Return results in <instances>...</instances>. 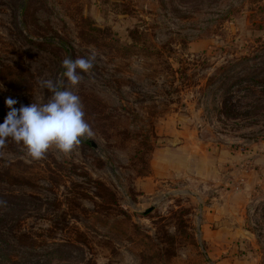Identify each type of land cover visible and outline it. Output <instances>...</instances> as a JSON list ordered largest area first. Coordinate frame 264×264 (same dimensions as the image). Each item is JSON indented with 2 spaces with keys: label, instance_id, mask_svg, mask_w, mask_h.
I'll list each match as a JSON object with an SVG mask.
<instances>
[{
  "label": "rangeland",
  "instance_id": "374dc122",
  "mask_svg": "<svg viewBox=\"0 0 264 264\" xmlns=\"http://www.w3.org/2000/svg\"><path fill=\"white\" fill-rule=\"evenodd\" d=\"M61 78L94 135L0 148V264H264V0H0V123Z\"/></svg>",
  "mask_w": 264,
  "mask_h": 264
},
{
  "label": "clouds",
  "instance_id": "9594fccd",
  "mask_svg": "<svg viewBox=\"0 0 264 264\" xmlns=\"http://www.w3.org/2000/svg\"><path fill=\"white\" fill-rule=\"evenodd\" d=\"M95 59V53L87 58H65L62 61V77L75 88L83 79L82 73H88L94 67ZM63 78L42 81V86L52 93L46 103H31L16 108L14 105L18 101L6 98L9 111L0 123V148L11 139L22 145L28 157L38 161L53 148L68 156L81 145L83 138L93 137V130L84 119L80 97L65 88Z\"/></svg>",
  "mask_w": 264,
  "mask_h": 264
}]
</instances>
